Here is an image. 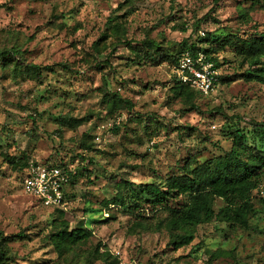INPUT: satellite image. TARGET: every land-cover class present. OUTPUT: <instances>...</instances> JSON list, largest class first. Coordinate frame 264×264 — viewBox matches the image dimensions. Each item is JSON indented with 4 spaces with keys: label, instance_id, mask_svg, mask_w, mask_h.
I'll return each instance as SVG.
<instances>
[{
    "label": "rangeland",
    "instance_id": "1",
    "mask_svg": "<svg viewBox=\"0 0 264 264\" xmlns=\"http://www.w3.org/2000/svg\"><path fill=\"white\" fill-rule=\"evenodd\" d=\"M262 33L264 0H0V49H18L0 61L4 263L264 264L258 192L247 226L200 224L179 247L170 238L181 229L169 227L164 207L110 202L128 183L163 182L223 155L236 131L264 149L251 131L264 121V82L250 73L264 45L249 52L241 40ZM185 41L208 49L220 70L208 95L181 92L174 65ZM30 160L76 170L63 207L22 191ZM223 204L215 197L212 207Z\"/></svg>",
    "mask_w": 264,
    "mask_h": 264
},
{
    "label": "trees",
    "instance_id": "2",
    "mask_svg": "<svg viewBox=\"0 0 264 264\" xmlns=\"http://www.w3.org/2000/svg\"><path fill=\"white\" fill-rule=\"evenodd\" d=\"M241 40L244 42L247 51L253 52L256 49L254 43L264 45V33L256 39ZM184 46L175 57L176 62L181 52L186 49L190 51L203 49L208 54L209 59L215 60L209 50L200 47V45H194L192 42L186 43L185 41ZM14 53H18V49H0L1 63L4 65L5 62L12 60V54ZM253 63L260 64L259 71H252L250 72L251 75L264 82V61L256 57ZM26 68L27 70L39 72L40 66L26 64ZM177 81L181 92L186 90L185 88L193 90L187 83L180 81L178 78ZM194 93L196 92L194 91ZM105 96H110L113 104L116 100H122L117 93H106ZM251 131L254 140L264 147V121H251ZM240 135L238 131L233 134L234 142L223 155L215 156L201 163H195L192 167L187 164L182 167L179 173H173L165 177L163 182H141L134 185V188L132 187L133 183H128L126 197L123 193L117 191L110 202L125 205V199L128 198V207L131 204L139 203L141 200H145L152 206L164 207L167 211L166 220L169 227L181 229L177 232L171 231L170 241L175 247L189 243L193 238L194 228L200 224L219 221L229 226H247L250 217L256 214L252 193H257L260 185L264 182V149L261 151L253 150L243 143ZM46 163L69 166L64 162L46 161ZM27 164L28 162H25L22 166L19 180H21L22 172ZM75 174L76 170L70 175L69 185ZM180 195H185L182 202H178L174 206L166 205L168 199ZM66 197L67 189L64 192V201ZM215 197H220L224 202L217 211L212 207ZM262 199L264 200V198ZM5 257L4 249L0 245V264H5Z\"/></svg>",
    "mask_w": 264,
    "mask_h": 264
},
{
    "label": "built area",
    "instance_id": "3",
    "mask_svg": "<svg viewBox=\"0 0 264 264\" xmlns=\"http://www.w3.org/2000/svg\"><path fill=\"white\" fill-rule=\"evenodd\" d=\"M174 68L177 78L200 95L210 94L220 83V70L203 49L184 50ZM74 171L70 166L30 160L22 172L20 186L25 194L47 206L63 207L64 192ZM257 192L264 198V182Z\"/></svg>",
    "mask_w": 264,
    "mask_h": 264
}]
</instances>
